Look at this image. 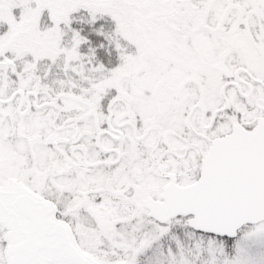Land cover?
<instances>
[{"label": "snow or ice", "instance_id": "obj_1", "mask_svg": "<svg viewBox=\"0 0 264 264\" xmlns=\"http://www.w3.org/2000/svg\"><path fill=\"white\" fill-rule=\"evenodd\" d=\"M0 264H264V0H0Z\"/></svg>", "mask_w": 264, "mask_h": 264}]
</instances>
